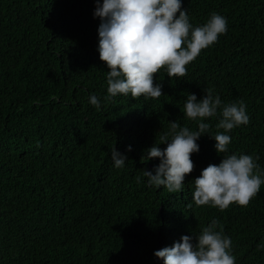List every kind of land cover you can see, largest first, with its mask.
I'll return each instance as SVG.
<instances>
[{
    "label": "trees",
    "instance_id": "16d2710c",
    "mask_svg": "<svg viewBox=\"0 0 264 264\" xmlns=\"http://www.w3.org/2000/svg\"><path fill=\"white\" fill-rule=\"evenodd\" d=\"M182 7L194 27L215 12L227 31L185 76L154 74L160 97H111L96 51L95 0H0V264H163L155 250L199 234L213 218L231 238L235 264H264V184L247 206L194 203L192 180L223 155L208 135L197 141L182 192L142 177L159 160L141 157L170 121L198 130L183 105L188 93L200 99L207 89L223 103L244 101L250 120L230 131L229 154L258 156L264 169V0ZM218 121L204 120L209 134L223 131ZM113 146L128 156L122 168Z\"/></svg>",
    "mask_w": 264,
    "mask_h": 264
},
{
    "label": "clouds",
    "instance_id": "9594fccd",
    "mask_svg": "<svg viewBox=\"0 0 264 264\" xmlns=\"http://www.w3.org/2000/svg\"><path fill=\"white\" fill-rule=\"evenodd\" d=\"M183 0H95L94 18H99L96 51L105 62L107 92L132 97L158 98L162 84L154 83V74L165 68L168 77H183L186 65L201 52L215 43L218 36L227 31V20L213 12L206 23L193 26ZM89 102L97 109L101 100L90 95ZM183 115L198 124L193 131L170 121L168 132L160 136L141 157L144 162L158 158L152 169H142V177L150 187L166 188L169 192H182L186 174L193 171V153L199 152L198 140L208 135L215 141L214 149L223 154L218 164L203 168L194 180V203L210 205L220 210L231 203L247 206L264 184V169L257 163L259 157L249 154H229L230 131L247 125L250 117L244 101L223 103L219 94L205 90L200 99L188 93L183 105ZM219 116L215 134H209L206 118ZM165 145L161 148L159 145ZM132 150L126 146V152ZM126 152L115 146L110 155L114 166L122 168L128 159ZM141 180V177H137ZM219 228L215 218L202 227L197 235H182L170 247L155 250L153 255L163 264H235L231 253L232 241ZM264 247V245H260Z\"/></svg>",
    "mask_w": 264,
    "mask_h": 264
}]
</instances>
